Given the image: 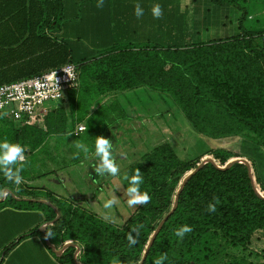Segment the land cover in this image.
<instances>
[{"label": "trees", "instance_id": "1", "mask_svg": "<svg viewBox=\"0 0 264 264\" xmlns=\"http://www.w3.org/2000/svg\"><path fill=\"white\" fill-rule=\"evenodd\" d=\"M64 10V0H0V84L70 62L76 68V83L81 78L85 90L103 94L143 86L167 96L168 110L180 112L190 130L205 139L242 136L264 148V46L260 41L264 27L244 28L245 9L237 20L236 34L209 40L191 35L83 39L71 32L75 17H67ZM77 42L85 50L74 51ZM72 88L68 91L71 99ZM53 133L64 134L63 125L47 122L45 129L21 125L0 130L1 140L27 146L29 153ZM202 150L192 159H182L169 144L162 143L131 161L125 174L130 177L139 169L143 178L140 190L151 201L135 206L118 224L81 205L87 203L83 193L63 196L28 183L53 169L33 174L24 170V182L18 188L0 173V189L7 186L14 195L31 198L16 199L8 193L0 207L9 203L39 210L49 223L43 230L37 229L42 222L35 225L16 241L27 235L42 240L47 231L54 247L65 242L79 246L74 258L73 245L59 255L45 245L58 264H112L114 258L122 264H138L163 216L140 264H153L163 253L167 254L163 264H264L250 258L256 253L247 249L253 232L264 229V184L256 166L224 147ZM204 156H210L211 162H204L176 194L182 177ZM88 176L94 194L103 190L105 176L95 171ZM125 184L128 186L127 180ZM38 197L48 202L36 200ZM213 197L219 203L210 212L207 204L214 202ZM184 224L192 231L180 239L175 229ZM130 235L136 240L131 246ZM14 243L0 249V263ZM231 248L248 252L234 253Z\"/></svg>", "mask_w": 264, "mask_h": 264}, {"label": "crops", "instance_id": "2", "mask_svg": "<svg viewBox=\"0 0 264 264\" xmlns=\"http://www.w3.org/2000/svg\"><path fill=\"white\" fill-rule=\"evenodd\" d=\"M97 2L98 0H64V11L67 17H75L76 21L71 26L72 33L89 38L191 35L209 40L236 34L238 32L237 20L242 9L246 10V16L242 20L244 28L260 29L264 27V0H104L102 8L96 7ZM136 3H139L144 10V15L139 19L134 15ZM153 4H160L162 7L163 15L159 19L153 18L151 14L150 9ZM74 45V50L79 52L81 50L80 43L77 42ZM79 87L77 82L76 86L72 88L75 89L72 99L68 95V91L71 89L65 90L58 106L47 112L42 123L31 125L45 129L47 122H51L62 124L65 131L62 135L56 133L47 135L32 153H35L36 150H44L51 142L55 146L57 144L64 145L67 138L73 143L82 141L88 144V136L97 130L100 133L98 136L107 137L106 135L113 131L116 137H121L118 133L128 129L129 113L126 108L133 107L137 113L140 110H146L148 105L138 101L151 100V92H154L143 86L103 94L84 89L82 93H85V97L79 102L77 95ZM98 110H100L99 114L93 120L92 116ZM0 118L6 119L2 116ZM15 124L17 127L21 126L18 123ZM77 124L87 126L86 131L75 132ZM102 132L107 133L102 135ZM113 138L110 137L109 140L111 141ZM123 146L124 142L120 146L113 145V155L119 156ZM23 148L25 149L27 146H23ZM28 155L31 154L28 153ZM72 162L73 164H84L96 162V160L92 155L85 157L81 153L79 159H74ZM40 179L38 177L35 180ZM2 189H5L16 199H31L26 196L14 195L7 186ZM69 194L72 193L69 192ZM36 200L48 202L44 197H38ZM40 223L39 230H43L49 224L44 222V214L39 210L16 208L9 203L1 206L0 249L2 250V247L14 241L16 235H21ZM14 242L0 264H58L46 249L44 241L37 235L26 236ZM60 247L54 248L58 250Z\"/></svg>", "mask_w": 264, "mask_h": 264}, {"label": "rangeland", "instance_id": "3", "mask_svg": "<svg viewBox=\"0 0 264 264\" xmlns=\"http://www.w3.org/2000/svg\"><path fill=\"white\" fill-rule=\"evenodd\" d=\"M81 38L85 39L83 35ZM80 49L82 50L83 48L80 46ZM76 55L77 52L72 54L73 60L76 59ZM81 81L82 79L79 78L78 83L80 87L77 90L79 102L85 97V93H82L84 92V86ZM154 92H151V100L143 99L141 101L148 105L146 110H140L137 113L133 107H131V109H129V107L126 108L127 113H129L127 123L128 129L118 133L122 138L116 137L113 131L109 132L107 135V132H102V135H106L107 137L105 138L107 139H110V137L113 138L114 136L111 142L115 146H120L124 142L119 156L113 155L116 164L120 168V173L117 176L105 175L104 182L102 183L105 187L103 189L104 192L101 189V191H97L94 194V184L90 183V177L88 176V172L94 171L92 165L97 161L84 164H73L72 161L75 159L73 158V153L76 152V149L73 147V141L69 138L66 139L67 141L64 145L57 144V146H55L54 143L51 142L47 144L44 150H36L35 153H29L28 149L25 148V156L29 163L25 165L24 170H26L28 174L47 172L53 169V171L39 176L41 178L40 180L31 181V184L35 186H45L50 191L63 196L68 192H71L75 197L83 193L87 195V203H81V205L87 206L89 211L95 212L103 219L118 224L123 222L135 208L128 205L125 195V191L128 187L124 179L125 167L131 161L137 160L140 155L148 153L155 145L162 143L169 144L182 159H192L200 154V150L209 147H224L235 151L239 153L242 158H248L253 161L260 180L264 184L263 147L254 145L247 138L242 136L227 140L205 139L200 134L190 130L180 112H171V110H168V103H170V100L167 96L158 94L156 91ZM160 97H163L166 103H162ZM99 111L100 110L93 114V120L98 116ZM16 127L17 125L12 121L0 118V130H11ZM99 134L98 130L97 132H91L88 136L89 143L87 145L92 146L94 144V138ZM0 141H2L1 135ZM28 153L31 155H28ZM205 157L208 158L210 156H204L203 158ZM92 193L97 198L92 197ZM113 195L117 198L116 204L110 209H105L104 204L106 200L112 198ZM39 228L40 226L37 227V229ZM30 229H32V227L28 230ZM17 238L18 235H16L13 240L15 241ZM42 241L47 245L43 238ZM48 247L52 250L50 246ZM231 249L234 253H241L244 255L250 250L256 253V256L252 255L250 258H257L259 261H264V229L253 232L247 246L248 250H240V248Z\"/></svg>", "mask_w": 264, "mask_h": 264}, {"label": "clouds", "instance_id": "4", "mask_svg": "<svg viewBox=\"0 0 264 264\" xmlns=\"http://www.w3.org/2000/svg\"><path fill=\"white\" fill-rule=\"evenodd\" d=\"M104 0H98L96 7L102 8ZM151 14L153 18L159 19L163 15V10L160 4H153L151 6ZM134 15L139 19L144 15V10L139 3L134 5ZM57 84V80H56ZM87 126L82 130L86 131ZM76 152L73 153V158L79 159L80 154L83 153L85 157L89 155L94 156L97 161L92 165L95 173L103 177L105 175L117 176L120 173V168L115 162L113 156V145L112 142L103 137L96 136L94 138V144L90 147L82 141H75L73 143ZM28 163L25 156V149L19 143L10 142L8 139L0 141V173L3 174L4 178L11 184L17 186V188L24 182V177L21 173L25 169V165ZM124 179L128 181V187L125 191L127 197V203L130 207L137 205L148 204L151 201V196L145 191L140 190V185L143 183V178L139 169H136L134 174L130 177L125 174ZM8 192L5 189H0V199L7 198ZM214 202L207 204V210L210 212L216 211V206L219 203L217 197H213ZM117 202V198L113 195L112 198L106 200L104 207L105 209L112 208ZM137 234L139 230L135 229ZM192 231V228L187 225H181L175 229V235L183 239V237ZM47 237H52L49 232L46 231ZM129 245H134L136 240L131 235L129 236ZM167 259V254L163 253L153 261V264H163ZM112 264H122L119 259L114 258Z\"/></svg>", "mask_w": 264, "mask_h": 264}, {"label": "built area", "instance_id": "5", "mask_svg": "<svg viewBox=\"0 0 264 264\" xmlns=\"http://www.w3.org/2000/svg\"><path fill=\"white\" fill-rule=\"evenodd\" d=\"M260 41L264 46V32L260 35ZM76 79L75 65L66 62L30 77L2 83L0 116L20 125H39L47 112L58 106L63 92L76 86ZM83 128V124H77L75 132ZM77 247L79 252L80 248Z\"/></svg>", "mask_w": 264, "mask_h": 264}, {"label": "water", "instance_id": "6", "mask_svg": "<svg viewBox=\"0 0 264 264\" xmlns=\"http://www.w3.org/2000/svg\"><path fill=\"white\" fill-rule=\"evenodd\" d=\"M206 161H208V162H211V159L210 158H204V159H202L197 165H196V167L195 168H193L192 170H190V171H188L183 177H182V179H181V181H180V184H179V186H178V189H177V191H176V194L179 192V190L181 189V187L183 186V184L185 183V181L189 178V176L191 175V174H193L204 162H206ZM240 163H243V164H245V165H247V163L245 162V160H238ZM230 164V163H229ZM175 200H176V197L174 198V201H173V204H172V208L175 206ZM171 208V209H172ZM54 211H55V213H56V215H55V219L58 217V212H57V210L54 208ZM165 217L163 216L162 217V219L159 221V223L157 224V226L155 227V229L153 230V232L151 233V235L149 236V239H148V241H147V243H146V245H145V248H144V250H143V254H142V256H141V259H140V261L138 262V264H140L141 263V260H142V258L144 257V255H145V252H146V250H147V248H148V246H149V244L151 243V241H152V239H153V237H154V235H155V233L157 232V230L159 229V227H160V225H161V223H162V221H163V219H164ZM44 240H45V242H46V244L48 245V246H50L52 249H53V251L55 252V254L56 255H59L67 246H70V245H73L74 247H75V252H74V254H73V257L75 258V255H76V253L78 252V247H77V245L75 244V243H73V242H65L58 250H56L51 244H50V242L48 241V238H47V236L45 235L44 236Z\"/></svg>", "mask_w": 264, "mask_h": 264}]
</instances>
